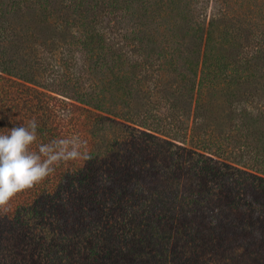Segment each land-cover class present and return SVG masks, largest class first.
I'll use <instances>...</instances> for the list:
<instances>
[{"label":"trees","instance_id":"obj_1","mask_svg":"<svg viewBox=\"0 0 264 264\" xmlns=\"http://www.w3.org/2000/svg\"><path fill=\"white\" fill-rule=\"evenodd\" d=\"M78 136L0 209V264H264V0H0V132Z\"/></svg>","mask_w":264,"mask_h":264},{"label":"clouds","instance_id":"obj_2","mask_svg":"<svg viewBox=\"0 0 264 264\" xmlns=\"http://www.w3.org/2000/svg\"><path fill=\"white\" fill-rule=\"evenodd\" d=\"M37 127L32 119L27 126L0 132V209L6 210L17 193L45 180L61 162L91 159L81 151L83 142L75 135L41 143L33 150Z\"/></svg>","mask_w":264,"mask_h":264}]
</instances>
